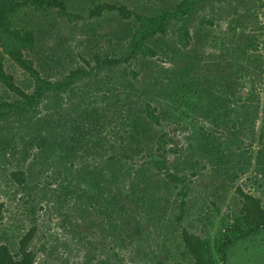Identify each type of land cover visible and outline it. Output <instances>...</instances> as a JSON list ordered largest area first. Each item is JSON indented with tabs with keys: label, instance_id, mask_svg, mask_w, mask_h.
Masks as SVG:
<instances>
[{
	"label": "trees",
	"instance_id": "1",
	"mask_svg": "<svg viewBox=\"0 0 264 264\" xmlns=\"http://www.w3.org/2000/svg\"><path fill=\"white\" fill-rule=\"evenodd\" d=\"M139 2L141 12L123 4L88 10L73 0H0V84L13 95L0 96V162L12 166L8 179L28 209L47 198L73 238L110 251L97 264H109L116 247H133L142 260L139 244L159 235L167 242L170 227L194 205L187 199L193 179L218 180L205 185L200 202L217 212V201L236 184L239 206L215 234L183 226L169 248L159 245L166 256L158 264H227L236 243L264 229L262 198L237 183L251 166L264 177V100L257 91L264 55L252 51L259 44L255 31L264 33V0ZM82 8L91 27L104 10H117L132 29L125 45L118 46L122 38L113 29L116 44L113 37L108 43L118 51L98 52L84 36L85 48L72 57L76 36L64 35L62 24L84 22ZM223 17L227 28L214 32ZM83 22L73 29L83 31ZM40 31L51 43L43 49L36 44ZM230 32L239 33L234 46L204 56ZM6 56L28 74L30 90L5 70ZM133 62L138 70H128ZM45 64L59 67L55 77ZM244 73L253 76L247 97ZM36 230L32 225L19 237L15 252L0 242V264H35Z\"/></svg>",
	"mask_w": 264,
	"mask_h": 264
},
{
	"label": "rangeland",
	"instance_id": "2",
	"mask_svg": "<svg viewBox=\"0 0 264 264\" xmlns=\"http://www.w3.org/2000/svg\"><path fill=\"white\" fill-rule=\"evenodd\" d=\"M73 2L76 4L84 2L85 5H88V10L93 8L94 5L100 3H107L110 5L123 4L127 8L132 9L133 12H141V9L139 10L138 8H141L140 6L142 4V2L136 4V0H73ZM133 4H135L137 8ZM261 7L263 9V13H261L259 17L260 23L264 20V6ZM88 10L86 8L85 10L82 8V11H79L81 13L80 15L85 16L84 22L83 18H79V21H73L71 23L67 22L66 19L63 20L62 30L64 31V35H67L69 32H73L76 36L74 41H71L69 44V48L73 51L71 52L72 57L75 59L78 58L75 54L77 48V50H83L85 48V44L83 42L84 36L88 38L87 45L89 47H95V50L98 52L115 50L116 37L112 34L113 29L118 30V34L121 36L120 38H122L118 41V46L122 47L125 45L126 40L123 35L126 31L131 32L132 29L130 26L123 25L126 19L123 18L122 15H119L117 10H104L99 17L93 19V22L97 24L92 27L88 25V22H90ZM147 11L148 10H145L144 12L147 13ZM82 22H86L84 30L75 31L73 26L77 23L75 26L79 29L82 26ZM218 23L219 26L213 28L214 32H218L220 29H226L228 18L223 17L218 20ZM261 30L262 29H257L255 31L257 35L256 40L259 44L257 45V48L252 49V51L254 54L260 52L264 55V33H260ZM235 33V35L232 33L229 39L224 37V43H222L221 40L220 42H216L215 47H207L205 50L202 49L204 56L206 57V54L211 51L219 54L225 45L234 46L235 40L239 37V33ZM39 34L41 39H37V49L46 48L45 46L50 45L51 43H48L46 39L47 37H44L42 31H40ZM54 36L51 38L50 42L55 40ZM108 37H113L115 44L113 42L112 44H109ZM116 51H118L117 48ZM27 55L32 58L37 66V63L39 62L36 58L37 56L31 55L30 53ZM4 64L5 70L13 74L15 82L24 89L30 90L28 74L19 68L7 56L4 57ZM45 65H47L48 68L49 65ZM66 65L67 62H65V66ZM138 67L139 63L133 62L130 64L128 70L130 68L138 70ZM58 69L59 67L53 65L45 72L53 78L55 77V72H57ZM251 77L253 78L250 74L248 75L244 73L242 80H246L247 85L245 88L241 89V96L247 97L251 94V92H253L250 88L252 82L248 81ZM259 80L261 82L257 85V91H259L261 104H263L264 74ZM253 90L255 91L254 88ZM0 96H2L1 98L8 99V101H11L13 98L12 92L5 91V88H3L1 84ZM260 112L263 113L262 111ZM258 128L259 123L256 127V133L259 131ZM186 134L187 132L183 131L180 135ZM258 147H261L260 143L257 139H254L252 142V148L256 150ZM170 155L171 157L175 156L174 154ZM11 167L12 166H6L0 162V242H7V244H11V250L15 252L19 237L30 226L35 225L37 230L30 245L31 249L36 252L35 264H97L100 259H105L107 257V254L110 253L108 249H101L98 247L94 248L88 243L84 244V240H77L76 235L73 238L72 233L69 232L71 225L68 222H66V224L63 223L62 216L59 215L57 210L53 208V204L49 203L47 198L41 200V202L35 206L36 208L34 211L28 209V204L25 201L26 197L22 196V191L18 190L16 185L11 183L8 179L7 174ZM211 180H214L216 184L218 183L217 179L207 177L203 179H193V182L189 184L187 188V191L189 192L187 199L188 201L190 200V202H193L194 205L189 211L185 212L183 220L180 224H175L170 227L168 233L166 234L167 242L162 241V235H159L158 237L154 235L156 238L147 239V241L142 242L139 246L136 245L137 250L143 256L142 260H139V254L136 253L137 257L134 256L136 251L133 247H123V249L116 247L115 250L117 253L116 255H110L108 263L158 264V261L164 260L166 256L163 251H160L162 246L159 247V245L164 244L166 249L169 248V244H171L172 240L176 239L175 233H179L183 226L187 227L190 232L197 235L204 236L206 231L210 234H215L221 226V220L227 215L229 217L231 210L235 211L238 208L239 201L234 190L235 184L226 189V193H224V198L222 200L217 201L220 210L219 212L215 210L213 211L214 206L212 205H210V207L201 206L200 202L202 201V196H204L206 192L205 185ZM237 183H240L245 191H250L254 195L261 197L264 205V177L261 173L255 172L254 166H251L244 174H242L237 179ZM54 186L55 185H51L50 188H54ZM221 191L224 192V190ZM165 237L166 236H163V238ZM154 243L161 244L157 245ZM152 248H154L155 251L151 253ZM227 264H264V229L256 236L236 243L235 246L229 250Z\"/></svg>",
	"mask_w": 264,
	"mask_h": 264
}]
</instances>
